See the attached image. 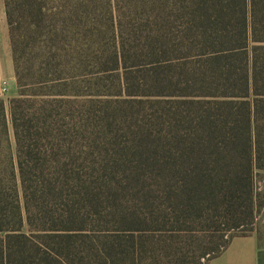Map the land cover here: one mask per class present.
I'll return each mask as SVG.
<instances>
[{
	"label": "trees",
	"instance_id": "16d2710c",
	"mask_svg": "<svg viewBox=\"0 0 264 264\" xmlns=\"http://www.w3.org/2000/svg\"><path fill=\"white\" fill-rule=\"evenodd\" d=\"M4 3L0 264H208L237 236L263 244L264 0ZM0 114L9 140L1 98Z\"/></svg>",
	"mask_w": 264,
	"mask_h": 264
},
{
	"label": "crops",
	"instance_id": "0c3cea01",
	"mask_svg": "<svg viewBox=\"0 0 264 264\" xmlns=\"http://www.w3.org/2000/svg\"><path fill=\"white\" fill-rule=\"evenodd\" d=\"M4 27L0 30L5 48L11 52V60L6 62L7 66L0 63V79L2 81L15 79V66L12 56V48L9 37V29L6 15L5 3H3ZM208 264H264V244L256 234L235 237L230 245Z\"/></svg>",
	"mask_w": 264,
	"mask_h": 264
},
{
	"label": "rangeland",
	"instance_id": "374dc122",
	"mask_svg": "<svg viewBox=\"0 0 264 264\" xmlns=\"http://www.w3.org/2000/svg\"><path fill=\"white\" fill-rule=\"evenodd\" d=\"M3 3L4 0H0V30L1 28L4 27V15H3ZM6 44L2 40V36L0 35V63L3 66H7L6 62L8 60H11V52L8 49L5 48ZM6 87L7 91L4 92L2 91V88ZM17 95V85H16V80L13 79H8L5 81L0 82V98L4 101L5 107H6V116L9 122V133H8V138L5 136L0 137V142L2 143L0 145V158L5 159L6 161L9 162V158L11 155H13V152H15V138L13 134V128L11 125L10 121V108H9V100L12 99L14 96ZM2 116L0 114V123L2 121ZM1 130V127H0ZM8 141V142H7ZM10 142V143H9ZM1 150H4V154L1 153ZM257 228L259 235L261 236L262 242L264 244V209L259 213L258 218H257Z\"/></svg>",
	"mask_w": 264,
	"mask_h": 264
},
{
	"label": "built area",
	"instance_id": "2783aa9c",
	"mask_svg": "<svg viewBox=\"0 0 264 264\" xmlns=\"http://www.w3.org/2000/svg\"><path fill=\"white\" fill-rule=\"evenodd\" d=\"M2 91L6 92L7 91V88L6 87L2 88Z\"/></svg>",
	"mask_w": 264,
	"mask_h": 264
}]
</instances>
